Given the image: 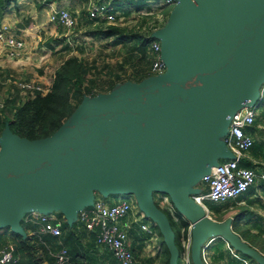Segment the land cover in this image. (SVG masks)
I'll list each match as a JSON object with an SVG mask.
<instances>
[{
    "label": "water",
    "instance_id": "obj_1",
    "mask_svg": "<svg viewBox=\"0 0 264 264\" xmlns=\"http://www.w3.org/2000/svg\"><path fill=\"white\" fill-rule=\"evenodd\" d=\"M173 1L164 23L150 33L167 65L162 74L84 96L50 135L25 139L1 129L0 226L22 234L25 210L50 211L31 207L44 196L57 198L56 209L70 222L91 204V190L129 193L157 225L169 264H175L177 246L154 201L157 191L191 223L192 264H202L204 234L220 235L264 264L230 220L210 218L189 188L191 178L199 180L217 162L213 153L231 156L221 139L227 114L258 97L264 80V0Z\"/></svg>",
    "mask_w": 264,
    "mask_h": 264
},
{
    "label": "crops",
    "instance_id": "obj_2",
    "mask_svg": "<svg viewBox=\"0 0 264 264\" xmlns=\"http://www.w3.org/2000/svg\"><path fill=\"white\" fill-rule=\"evenodd\" d=\"M129 1L131 2L132 0ZM71 2V0H48L46 3L38 0H14L0 9V23H8L10 30L24 42L21 54L16 58H7L4 54V49L0 47V98L3 99V101H10L5 105V108L2 109V112H0V116L3 113L0 120L3 116L9 117L12 107L25 96V94L17 86L16 82L18 80H33L34 82L44 85H47L50 82V80H48V78L41 73V68L37 67L38 63H36V59H43V61L47 59L48 52H52L57 46L59 47L61 45V41L68 39L66 33L71 28L67 29L62 25L48 21L47 12L51 7L67 8L75 16L76 22L79 20L80 24V21L84 19L83 15L85 14L80 13L78 11V7L72 5ZM80 2L81 4L85 3L86 6L88 0H80ZM41 37H43V39H48L50 44L47 45L46 43L45 45H37V42ZM92 37L98 39L100 44H103V38L97 36ZM60 61H62V59ZM131 66L132 64H124L126 69H130ZM95 69L102 73L104 72L100 69V67H96ZM92 70L93 69H91V71ZM120 74L123 73L120 72ZM126 81L136 82L131 80ZM99 93L106 92H98L96 94ZM261 99L256 103L253 121L244 126V131L251 136L252 143L243 152L238 161L239 165L249 167L255 172H259L264 168V105L257 109V105L259 102L261 103ZM189 188L192 190V194H202L205 192L206 184L198 179L192 180L191 178L189 181ZM96 191L97 190L91 191L93 199L100 198L106 203H114L120 199H129L132 200V202L134 200L133 196L131 197L128 194L116 195L113 193H107L105 195H99ZM204 201L213 203L214 215H210V209L205 205ZM202 202L205 208H207L210 218L215 221L229 219L230 228L245 243L255 249L258 255L262 257L264 263V249H258L240 234L241 230H245L247 237L248 233L254 234L256 238H261V241L264 242V179L256 177L252 184L235 197H228L219 201H212L204 198ZM55 203L56 202H52V204ZM49 210L52 211L51 209ZM57 211L58 209H55L52 212ZM180 217L186 224L188 220L181 215ZM143 218V213L136 208L134 203H132V208L123 217L117 220L118 224L126 231V237L133 255V262L131 264L140 263L134 254V250H136V245L139 244L141 235L142 237L144 236V232L140 229V224L150 222L148 220H144ZM26 220L33 222L29 219L28 213L25 218L21 217V221L24 222ZM234 220L236 221L235 228L232 227ZM154 228L155 225L152 226V229ZM92 232V234H94V231ZM88 235L89 234H85L82 236L81 240L83 244H86L87 242L92 244V248H87V253L90 254L93 260L87 261L86 259H81L77 264H115V259L107 246L95 242L94 237H89ZM203 236L205 237L200 243V260L202 264H241L242 262L260 264L253 256L233 247L220 235L204 234ZM142 237L141 248L143 250H145L144 245H147L148 239L151 241L152 245L155 243L153 238L155 236H149L146 238L145 236L144 238ZM179 238L180 236H178V239ZM10 246L12 248L14 244H11ZM154 248V252L142 251L141 255L143 254L142 256L144 258H148L149 255H152L151 258L155 260L153 257H159L160 245L154 244ZM82 249L85 248L83 247ZM175 264H183L180 257L178 258V262Z\"/></svg>",
    "mask_w": 264,
    "mask_h": 264
},
{
    "label": "built area",
    "instance_id": "obj_3",
    "mask_svg": "<svg viewBox=\"0 0 264 264\" xmlns=\"http://www.w3.org/2000/svg\"><path fill=\"white\" fill-rule=\"evenodd\" d=\"M38 1L46 3L48 0ZM144 1L145 5L140 7V12L150 13L152 9H158V12L155 14L156 22L162 19L161 12L159 11L160 8L164 6H169L168 8H170L174 4L173 0ZM85 7L89 17L103 19L106 23H113L115 19V12L109 4V0H88ZM146 8L150 10L146 11ZM47 20L62 25L67 29L72 28L76 23L75 16L67 8L63 7H51L47 12ZM160 26H156L153 30ZM23 45V40L10 30L9 24L1 22L0 47L4 49L5 56L10 59L20 56ZM148 49L151 61L146 69L147 76L162 74L166 70L167 65L160 55L159 40L156 38L150 40ZM16 83L25 95L33 94L34 92H45L49 85V83L44 85L33 80H18ZM263 93L264 80L259 84L258 97L255 101L249 103L247 100H244L237 109L227 114L226 130L221 139L231 153V156L208 165L207 171L199 177V180L206 184L205 192L202 194H191L190 197L194 202L205 207L202 202L204 198L219 201L228 197H235L252 184L256 177L264 179V168L259 172H255L249 167L238 164L239 158L252 143V138L244 131V126L253 121L256 103L261 99ZM3 106L4 101L0 98V112ZM154 201L162 211L165 210L170 215L173 221H179L176 210L167 194L161 192L155 193ZM132 203L136 206L135 201L133 200L132 202L129 199H120L114 203H106L102 199L96 198L92 200L90 205L82 207L77 211L76 219L87 230L94 231L95 242L107 246L115 259V264H131L133 262V255L126 237V231L117 221L132 208ZM28 214L29 219L37 225V233L56 236L60 234L61 220L55 216L54 212L30 210ZM153 225L152 222L141 223L140 229L149 232L150 236H154ZM190 229L191 223L189 221L184 226H180L179 255L183 264H191ZM51 255L53 256L54 264H76L70 260L64 247H58L51 252ZM16 260L17 256L13 254L10 245H0V264H12ZM241 264L249 263L242 262Z\"/></svg>",
    "mask_w": 264,
    "mask_h": 264
},
{
    "label": "trees",
    "instance_id": "obj_4",
    "mask_svg": "<svg viewBox=\"0 0 264 264\" xmlns=\"http://www.w3.org/2000/svg\"><path fill=\"white\" fill-rule=\"evenodd\" d=\"M11 1L14 0H0V9ZM135 7L139 17L135 19L133 24L128 26L125 24L121 25L120 22L106 23L103 19L89 17L85 11L87 21L89 22H87L88 26H93L88 31L90 35L103 39L112 37L114 44L130 41L129 39L132 41L136 40V48L139 49L140 57L144 54L147 56L146 62L148 66L151 61L148 43L154 39L150 33L156 26L162 25L170 8L166 6L161 7L159 11L161 12L162 19L156 22L155 14L158 12V9L154 8L150 13H142L140 12L141 6ZM146 9V11L150 10L149 8ZM125 12L126 10L123 11V13ZM120 16L123 18L122 13L119 12L115 17ZM136 48L132 46L130 50L132 51ZM128 56V58L126 57V61L124 58L123 61L119 62L117 70H107L103 73L95 69L96 66L90 64L85 58L75 54L65 56L53 69L47 90L42 93L34 92L33 94H26L22 100L12 107L10 116H3L0 120V130L6 126L10 135L25 139H35L50 135L77 107L84 96L90 97L98 92H108L114 83H122L126 80L137 82L147 76L146 71L143 70L144 68L140 66L135 67L130 72L126 70L124 64H132V68H134L136 63L135 60L131 59L130 55ZM91 69L93 70L91 71ZM120 72L123 74H120ZM9 102V100H4L3 108ZM163 212L168 218L170 228L171 224L175 227L173 240L178 249L175 257V263H177L180 257L178 236H180V226H184L185 221L176 212L179 221L175 223L165 210ZM56 213L61 214L60 211ZM24 222L21 219L19 220V224L23 230L22 234L9 227V230L4 233L7 237L11 235V241L6 246L14 244L12 252L17 256V260L12 264H21L24 256H27L28 264H41V259L35 256L38 249L50 253V255L46 254L45 256L46 264H54L51 252L58 247H64L70 260L76 264L81 259H86L87 261L93 260L90 254L87 253V248H92V244L90 242L83 244L81 238L85 234H89V237H94V234H92V230H87L76 218H72L70 222L66 220L62 221L60 223L61 232L58 236L50 234L41 235L36 233V231L27 230L29 227ZM235 224L236 221L234 220L232 227L235 228ZM155 229L160 242L159 264H169L168 248L157 225H155ZM142 231L146 237L151 235L149 232ZM240 234L258 249H264V242L261 241V238H256L254 234L249 233L247 237L245 230H241ZM0 241L2 242L3 240L0 239ZM83 247L85 249H82Z\"/></svg>",
    "mask_w": 264,
    "mask_h": 264
},
{
    "label": "rangeland",
    "instance_id": "obj_5",
    "mask_svg": "<svg viewBox=\"0 0 264 264\" xmlns=\"http://www.w3.org/2000/svg\"><path fill=\"white\" fill-rule=\"evenodd\" d=\"M71 1H72L71 2L72 5H75L78 7V11L80 13L85 14V15H83L84 19L82 21H80V24H79V20H78L76 22V25H74L73 28H71L69 31H67L66 34L68 36V39L61 41L60 42L61 45L59 47L57 46L56 49L53 50L52 52H50V53L48 52L47 59H45L44 61H43V59H38V58L36 59V63H38L37 67L41 68V70H42L41 73H43L44 76L48 78V80H50L52 71L55 68V66L58 64V62L61 59H63L65 56L70 55V54H76L82 58H85L90 64H92L96 67H100V68L102 67L103 71L117 70L119 62L123 61L124 58H125L124 60L126 61V59L129 57L128 55H130L131 59L135 60L136 63L134 65V68H132V66H131V69H126V70L130 72V70H133V69H135V67L140 66V67H143L144 68L143 70L146 71V69H147V62H146L147 56H145V54H144L140 57L139 49L136 48L137 47V41L136 40L132 41L131 39H129L130 41L126 40L127 42L115 45L113 43L112 37H108V38L103 39L104 42H103V44L101 43L102 44L101 45L100 41L98 39L93 38L89 34L88 30H89V28H91L93 26H91V27L88 26L89 22L87 21L88 19L86 18L85 3L81 4L80 0H71ZM109 4L112 6L113 11L115 12V16L119 12L122 13V15H123V18L121 16L117 17V18L115 17L113 22H120L121 25L125 24L126 26H128V25L133 24L135 22V19L137 17H139L137 15L138 12L136 11L135 6H143V5H145V1L144 0H132L130 2L129 0H125V1L109 0ZM124 10H126L125 13H123ZM117 11H118V13H117ZM134 16H136V17H134ZM46 43L50 44L48 39H43V37H41L39 39V41L37 42V45H40V44L45 45ZM55 44H56V42H55ZM96 45H99V46H96ZM132 46H135L136 49H133L131 51L130 48ZM148 51H149V49H148ZM125 63H127V62H125ZM149 76L150 75H148L147 77H149ZM90 99L93 100L95 98L91 97ZM263 105H264V93L262 95L261 103L259 102L257 105V109L261 108ZM1 112H2V110H1ZM2 115H3V113L1 114L0 117H2ZM213 157L215 158V160H222V159H226L228 156H226V154L213 153ZM192 174L198 175L199 171H195ZM91 191H90V199L93 198V194L91 193ZM156 192L157 191L152 192L153 198H154ZM96 193L99 195L107 194V193H101L99 191H96ZM109 193H113L116 195H120V194L127 195L128 194L131 197L133 196L132 194H129V193H117V192H109ZM52 202H56L57 205L52 204ZM204 203L210 209V212H209L210 215H214L213 203H211L209 201H204ZM31 207H34L37 209H43V210L51 209L52 211H54L56 208H59V205L57 203V198L52 197V196H44V197L39 198ZM136 208H137V206H136ZM27 213H28V211L25 210L21 217L25 218ZM54 213L56 214L55 216H57L61 220V222L65 220V217L62 213L61 214H57L56 212H54ZM74 216H75V214H74ZM76 216H77V212H76ZM143 219L148 220V221L150 220V218H148L146 215L144 216ZM25 222L27 223L26 224L27 227H29L27 230H30V231L31 230L32 231L37 230V225L35 222H30L29 220H26ZM171 229H172L173 234H174L175 227L173 224H171ZM8 230H9V228L7 225H1L0 226V239L3 240L2 242L0 241V244H2V245H7L8 242L11 241V235L9 237H7L4 234ZM153 230H154V236L155 237H153V236H151V237L154 238V241H155L154 244L160 245L159 236L157 234V231L155 228ZM141 237H142V235H141ZM141 237H140L139 244L136 245V250H134L135 257L140 262L138 264H159V257L156 258V256H154L153 258H155V260H153L151 258L152 255H149L148 258H144L142 256L143 254L141 255L142 251L143 252H146V251L147 252H150V251L154 252L155 251L154 244L152 245L151 241L149 239L147 241V245L146 244L144 245L145 250H143L141 248V246H142ZM204 237L205 236H202V240L204 239ZM142 238H144V236ZM145 238H146V236H145ZM46 254L50 255L49 252L46 253L45 251L38 249L35 253V256L41 259V264H46V257H45ZM21 264H28L27 256L23 257V259L21 260Z\"/></svg>",
    "mask_w": 264,
    "mask_h": 264
}]
</instances>
